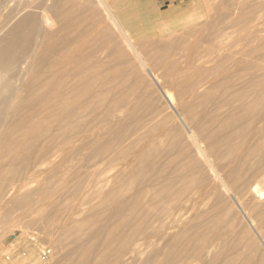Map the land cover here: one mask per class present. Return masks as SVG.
<instances>
[{"label": "bare ground", "instance_id": "1", "mask_svg": "<svg viewBox=\"0 0 264 264\" xmlns=\"http://www.w3.org/2000/svg\"><path fill=\"white\" fill-rule=\"evenodd\" d=\"M25 2L0 28V80L13 64L15 82H0V127L29 133L12 146L14 161L32 158L33 181L50 170L56 153L67 160L94 148L82 163L126 164L124 178L90 208L98 216L109 203V214L119 218L81 221L77 229L94 240L89 246L70 237L60 264H89L92 257L105 264L111 254L110 264H129L138 245L156 244L166 248H153L142 264H264V0H243L239 13L197 30L177 24L185 34L157 43L134 38L107 0H96V16L93 7H79L87 0L65 6L59 0L39 11L32 8L39 0ZM75 7L79 12L70 17ZM189 36L183 49L174 44ZM118 60L138 75L140 87L148 82L137 90L148 101L131 99L117 84ZM101 128V135L94 132ZM67 130L73 138L60 139ZM184 161L191 168L185 172ZM194 166L211 168L219 189L203 186V176L200 185L187 180L198 177ZM218 191L236 214L213 217L212 195L217 208L225 206ZM32 197L16 192L9 201L21 206ZM37 206L46 217L48 210Z\"/></svg>", "mask_w": 264, "mask_h": 264}, {"label": "rangeland", "instance_id": "2", "mask_svg": "<svg viewBox=\"0 0 264 264\" xmlns=\"http://www.w3.org/2000/svg\"><path fill=\"white\" fill-rule=\"evenodd\" d=\"M58 1L59 0H39L32 8L39 11L44 5L49 6L53 2L58 3ZM242 1L243 0H107L114 12L128 25V30L131 35L137 40H145L150 43L165 42V40L169 39L175 40V36L185 34L187 30L177 32L176 29L173 28L174 26L177 27V24L180 23L181 24L178 26L185 24V26H193L190 29L193 28L197 30L210 22L221 19V16L225 14H229V16L235 15L240 12ZM60 2H63L65 6L75 4L76 0H60ZM25 6V0H0V28L12 19L16 11H21ZM64 6L61 5L60 7ZM79 7H84L85 9L93 7L95 16L97 13L99 14V6L96 0H87L86 4H80ZM77 12L79 11L75 7L71 10L69 16L74 17L77 15ZM183 18L186 19L183 20ZM194 23L195 25H193ZM164 25H166V27ZM168 26L170 28H168ZM178 28L179 27H177V29ZM191 39L192 37L189 36L187 39L182 41L178 40L174 44L180 42V46L183 49L192 41ZM201 43L202 42L197 44V49H200L204 44L202 43L201 45ZM8 44L10 45V43ZM10 47L14 48L12 44ZM181 52L184 53L183 51ZM202 59L203 58L195 59L193 65L200 64ZM129 64L128 72L135 66L133 59L130 60ZM207 64L209 63H206L205 66ZM13 67V64H10L8 73L1 78L0 82L4 81L12 86L15 84L14 74H12ZM115 67L117 68V76L119 77L117 84L128 90L127 95H129L131 99L142 100L143 102L148 101L149 97L140 94L138 96L137 94V90L147 87L148 82H144L142 87H140L138 85V75L135 74L131 76L128 72H125L126 65L124 62H120L119 60L116 61ZM199 90H202V88ZM118 95H120V92L116 93V96ZM156 101L159 103V107H165L161 100ZM149 109L150 108H146L143 112H149ZM42 123L45 126L49 123V120L43 118ZM94 132L101 135L102 128L96 129ZM167 133V130L161 132V134ZM58 137L60 139L66 138L67 140H71L73 134L72 131L67 130L65 133L59 134ZM28 138L29 133L18 134L14 130L6 131L5 127H0V264H60L63 245L67 243L70 237H75V240H80L89 246H91L94 240L87 237V230L77 229L81 221L87 220L88 222H97L98 216H100L102 222L107 221L112 223L113 220L119 218L115 213L109 214V211L114 208V206L109 203L101 211L104 215H92L90 213V208L96 206L110 188L116 185L120 179L124 178L123 175L125 172H123V170L126 164L120 166L117 164L115 165V162H113L111 165L103 167L96 164L82 163L87 158H92L94 156V148L86 150L85 153L87 155L78 154L69 157L67 160H65L66 157L64 155H61L60 158L57 157L56 153L50 157V170L43 175L41 171H39L40 176L33 181L29 178L30 172L33 171L29 168L32 158H28L25 162L24 160L21 162L14 161L15 153L13 152L14 149H12V146L16 145L18 142L27 141ZM86 140V136H83L81 141L85 143ZM78 142L80 141H71V144L75 145ZM149 144L150 142L145 141L142 145L143 147H148ZM168 152L169 154L167 153L163 158L169 157L170 154L175 153V150ZM192 153H194V151ZM183 157L182 155V158ZM59 160L60 162L64 161L59 164ZM181 165H183L181 169H184V172L190 168V163L185 161ZM192 168H194L195 174L198 175V177L195 176L194 178L193 174H187V180H193L194 183L200 185V179L203 176L208 183L203 184V186L210 188L212 190L211 192L219 189L218 183L213 179L214 176L212 175L214 172L211 168L207 169L203 166L202 168L197 166ZM86 177L88 181L85 183L84 178ZM175 187V185L171 187V192L175 190ZM16 192L22 195L28 193L33 194L31 200H35L36 203L30 200L32 203L28 201L21 206L11 205L9 200ZM218 196L225 206L223 209L217 208L218 205L215 204V198L212 195L211 205L213 210L215 209L213 211V217L220 219V217L225 216L229 211L236 214L235 210L231 207L230 201L227 199V194L218 191ZM161 201L163 200L159 198L155 205ZM261 201L264 202V198H262ZM146 205H148V203ZM155 205L150 204L149 207ZM36 206L40 208L45 207V209L48 210L47 216L45 217L40 211L34 210ZM205 208L207 209V207ZM98 213L100 214L99 211ZM67 229L70 230V234L66 236L64 233ZM112 233L113 232L107 231L104 235H111ZM60 234L63 236L62 238ZM153 248H156L158 251H163L166 246L156 244ZM153 248H146L143 245H138V254L134 260H130L129 264H142L147 254H152L151 250ZM259 252L258 257L261 256V252ZM113 259H116L115 254H111L105 264H110ZM118 259L119 258H117V260ZM94 263L99 264L97 258H90L89 264ZM239 264H241V262Z\"/></svg>", "mask_w": 264, "mask_h": 264}]
</instances>
